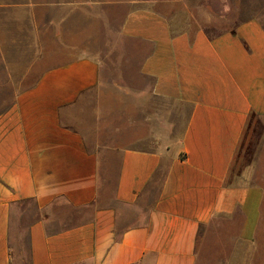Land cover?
<instances>
[{
  "label": "crops",
  "instance_id": "0c3cea01",
  "mask_svg": "<svg viewBox=\"0 0 264 264\" xmlns=\"http://www.w3.org/2000/svg\"><path fill=\"white\" fill-rule=\"evenodd\" d=\"M93 1L125 9L144 83L95 107L110 120L93 140L76 116L101 85L93 56L45 71L0 115V264H197L217 219L255 240L264 188L244 180L264 144L261 21L210 36L176 31L156 0Z\"/></svg>",
  "mask_w": 264,
  "mask_h": 264
},
{
  "label": "rangeland",
  "instance_id": "374dc122",
  "mask_svg": "<svg viewBox=\"0 0 264 264\" xmlns=\"http://www.w3.org/2000/svg\"><path fill=\"white\" fill-rule=\"evenodd\" d=\"M155 3L176 31L203 29L210 36H217L251 18L259 19L264 26V0H156ZM114 9L93 0H0V115L12 107L17 95L35 85L45 71L88 55L101 62V85L81 99L78 107L83 106V113H77V123H81L80 127L88 132L85 135L92 140L98 134L108 135L110 119L99 122L95 107L132 102L131 94L144 83L138 69L148 52L140 42L121 37V17L117 13L121 7ZM109 181L110 194L114 177ZM244 181L264 188V144ZM129 218L137 220L135 216ZM238 230L237 223L225 219H217L204 228L197 264H264V204L255 240H240ZM21 245L26 254L25 244Z\"/></svg>",
  "mask_w": 264,
  "mask_h": 264
}]
</instances>
